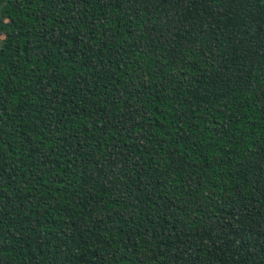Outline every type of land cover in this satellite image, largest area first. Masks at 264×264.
<instances>
[{
    "label": "trees",
    "instance_id": "1",
    "mask_svg": "<svg viewBox=\"0 0 264 264\" xmlns=\"http://www.w3.org/2000/svg\"><path fill=\"white\" fill-rule=\"evenodd\" d=\"M0 264H264V0H1Z\"/></svg>",
    "mask_w": 264,
    "mask_h": 264
},
{
    "label": "water",
    "instance_id": "2",
    "mask_svg": "<svg viewBox=\"0 0 264 264\" xmlns=\"http://www.w3.org/2000/svg\"><path fill=\"white\" fill-rule=\"evenodd\" d=\"M0 2H1V0H0Z\"/></svg>",
    "mask_w": 264,
    "mask_h": 264
}]
</instances>
